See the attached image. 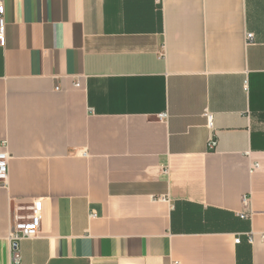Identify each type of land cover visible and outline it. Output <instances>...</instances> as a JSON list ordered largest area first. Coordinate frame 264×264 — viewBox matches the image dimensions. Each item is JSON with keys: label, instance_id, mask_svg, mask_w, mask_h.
Instances as JSON below:
<instances>
[{"label": "crops", "instance_id": "0c3cea01", "mask_svg": "<svg viewBox=\"0 0 264 264\" xmlns=\"http://www.w3.org/2000/svg\"><path fill=\"white\" fill-rule=\"evenodd\" d=\"M6 21L0 264H264V0H8Z\"/></svg>", "mask_w": 264, "mask_h": 264}, {"label": "built area", "instance_id": "2783aa9c", "mask_svg": "<svg viewBox=\"0 0 264 264\" xmlns=\"http://www.w3.org/2000/svg\"><path fill=\"white\" fill-rule=\"evenodd\" d=\"M6 1L0 0V47L6 45V34H7V21H6ZM165 0H155V4L158 8L162 9ZM248 45L254 42V34L248 33L246 36ZM79 86V83H77ZM59 90V88H57ZM167 117L166 114L161 115L159 118L161 120ZM207 121L210 127L213 126V116L210 113H206ZM217 146V141L213 137L209 142V148L214 150ZM12 155L9 150V143L7 140L2 141L0 149V184L2 186H7L9 181V164ZM257 166L251 168V173H254ZM252 198L250 195H244L242 197V204L245 208H248L251 204ZM31 213L28 215L18 216L14 222L13 229L11 231V239L18 242L22 239H32L40 234L41 222H42V203L41 201H36L32 204L30 208ZM254 212L245 211L240 213V218L243 220H251L254 216ZM96 214H92L91 217H95ZM248 239L250 243H253V234H248ZM241 239L238 238L236 243L239 244ZM14 263L20 264L21 258L19 253H14ZM179 264V263H176Z\"/></svg>", "mask_w": 264, "mask_h": 264}]
</instances>
